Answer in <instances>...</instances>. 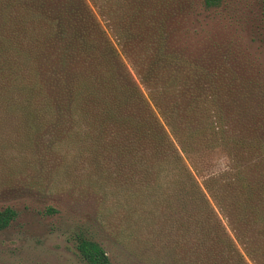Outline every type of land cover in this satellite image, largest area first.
I'll list each match as a JSON object with an SVG mask.
<instances>
[{"label":"trees","instance_id":"trees-1","mask_svg":"<svg viewBox=\"0 0 264 264\" xmlns=\"http://www.w3.org/2000/svg\"><path fill=\"white\" fill-rule=\"evenodd\" d=\"M115 1L96 5L164 124L85 0H0V110L29 128L50 119L59 142L84 143L115 179L136 185L117 202L139 199L126 205L124 224L138 226L144 246L187 254L183 264H248L222 214L245 254L264 264V68L231 49L193 55L180 44L179 22L223 0ZM214 154L227 170L204 173ZM16 215L0 210V230ZM76 248L89 264H110L92 238L78 235Z\"/></svg>","mask_w":264,"mask_h":264},{"label":"rangeland","instance_id":"rangeland-1","mask_svg":"<svg viewBox=\"0 0 264 264\" xmlns=\"http://www.w3.org/2000/svg\"><path fill=\"white\" fill-rule=\"evenodd\" d=\"M85 2L164 124L131 52L128 55L124 51L108 26L105 12L98 9L100 0ZM113 12L117 14L116 6ZM177 28L180 44L193 55L204 50L231 49L242 64L264 68V11L259 0H223L214 10H205L201 15L193 12ZM137 49L133 45L128 50ZM23 123L17 112L0 110V210L9 207L17 213L0 230V264H89L77 252L78 235L99 242L110 264H183L187 260V254L144 246L138 238V226L129 228L127 222L124 224L126 205L136 206L139 199L122 207L117 195L136 194V185L128 188L122 177L115 179L110 162L100 165L84 143L59 142L61 134L50 119L30 128ZM211 158L212 166L204 173L227 170V158L219 154ZM119 167L123 171L122 162ZM196 178L201 182L202 177ZM219 217L246 263L256 264L235 239L226 217Z\"/></svg>","mask_w":264,"mask_h":264}]
</instances>
